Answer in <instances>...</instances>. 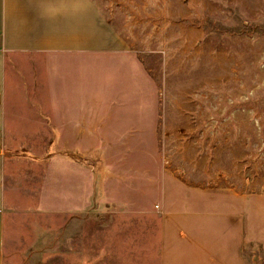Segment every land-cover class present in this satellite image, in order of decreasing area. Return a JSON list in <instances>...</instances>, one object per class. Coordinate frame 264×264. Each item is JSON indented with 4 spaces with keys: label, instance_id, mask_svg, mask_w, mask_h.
<instances>
[{
    "label": "rangeland",
    "instance_id": "1",
    "mask_svg": "<svg viewBox=\"0 0 264 264\" xmlns=\"http://www.w3.org/2000/svg\"><path fill=\"white\" fill-rule=\"evenodd\" d=\"M93 2L123 53L10 65L2 264H158L166 180L264 207V0ZM54 71L92 100L91 138L56 131Z\"/></svg>",
    "mask_w": 264,
    "mask_h": 264
},
{
    "label": "crops",
    "instance_id": "2",
    "mask_svg": "<svg viewBox=\"0 0 264 264\" xmlns=\"http://www.w3.org/2000/svg\"><path fill=\"white\" fill-rule=\"evenodd\" d=\"M123 52L122 39L93 0H0V264L6 242L4 134L10 65L32 56L47 57L49 67H70L74 59L83 68L94 53ZM57 73L53 72L52 99L58 108L56 131L59 136L91 138L92 100L62 96ZM74 184L85 185L75 197L86 206L91 198L86 191L91 176ZM161 185L158 264H252L254 240L264 245L263 227L254 232L255 224L264 223V207L253 210L251 199L187 187L178 181L166 180Z\"/></svg>",
    "mask_w": 264,
    "mask_h": 264
}]
</instances>
